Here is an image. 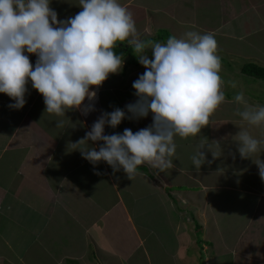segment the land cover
Listing matches in <instances>:
<instances>
[{
    "label": "crops",
    "instance_id": "crops-1",
    "mask_svg": "<svg viewBox=\"0 0 264 264\" xmlns=\"http://www.w3.org/2000/svg\"><path fill=\"white\" fill-rule=\"evenodd\" d=\"M118 2L133 13L139 38L146 42L166 43L187 31L214 33L226 102L197 137L175 138L173 169L143 164L130 179L104 161L93 165L71 146L102 112L136 101L132 84L145 68L130 57L129 45L118 43L125 52L123 67L91 89L97 96L84 104H93L95 111L87 115L82 110L65 116L46 112L31 82L20 109L10 108L15 101L0 93V264H86L88 228L99 226L104 234L98 237L106 244L119 238L121 224L129 227L125 236L133 234L132 244L123 235V241L100 251L116 253L118 264H264V181L253 163L264 161V145L242 159L235 137L246 129L264 140V125H248L235 114L242 105L234 102L242 91L249 104L264 106V78L243 70L249 63L264 67V0ZM50 7L61 21L82 10L79 0H50ZM146 51L151 59V50ZM25 54L34 66L36 55ZM57 121L64 126L56 127ZM152 122L151 113L124 119L116 128L106 125L104 134H122L126 128L135 133ZM88 143L99 150L103 142ZM199 145L206 146V162L197 169L191 157ZM122 245L132 247L126 256L118 252ZM140 250L143 257L136 259Z\"/></svg>",
    "mask_w": 264,
    "mask_h": 264
},
{
    "label": "clouds",
    "instance_id": "clouds-1",
    "mask_svg": "<svg viewBox=\"0 0 264 264\" xmlns=\"http://www.w3.org/2000/svg\"><path fill=\"white\" fill-rule=\"evenodd\" d=\"M79 6L81 11L61 21L50 0H0V93L15 101L10 108L20 109L31 82L43 96L46 112L65 116L69 110H82L87 115L95 111L93 104H84L97 96L91 89L121 71L124 58L114 48L118 41H127L145 68L132 84L136 101L125 109L102 112L85 137L71 146L93 165L104 161L114 172L122 168L130 179L143 164L160 171L173 169L175 138L197 137L226 102L214 33L187 31L179 38L170 36L166 43H151L139 38L133 13L118 0H79ZM146 50H151V59ZM25 53L36 55L34 66ZM229 84L237 87L235 81ZM234 102L242 105L235 114L248 125H264V106L249 104L242 91ZM149 113L153 122L146 128L104 134L106 125L116 128L124 119ZM63 126V121L56 122V127ZM235 137L242 159L251 158L264 145L246 129ZM89 141L103 143L97 150L88 146ZM205 147L199 145L191 157L197 169L206 162ZM253 163L264 181V161Z\"/></svg>",
    "mask_w": 264,
    "mask_h": 264
},
{
    "label": "rangeland",
    "instance_id": "rangeland-1",
    "mask_svg": "<svg viewBox=\"0 0 264 264\" xmlns=\"http://www.w3.org/2000/svg\"><path fill=\"white\" fill-rule=\"evenodd\" d=\"M118 43H119V45L120 44H124V45H126L127 43H124V42H120V41H118ZM130 57H132V58H136L137 59V57L133 54V52H132V54L130 55ZM181 157H183V154L181 153ZM111 169H112V167H111ZM113 170V169H112ZM107 190H106V188H105V193H107L106 192ZM147 203H145V205H146ZM77 210V209H76ZM106 220V217H104L103 218V220ZM103 223V222H102ZM118 227V226H117ZM118 228H120V232H119V238H113V239H111V240H108L107 241V243L106 244H104V238H102V237H98V235L99 236H102L103 234H104V231L102 232L101 230H100V228H99V226H96V225H92V227H89L88 228V231H87V233L85 234L86 235V239H84V238H82V239H84V241L86 242V244H87V248H85V250H86V253L84 254V258H83V261H85V262H87L86 264H88V263H90V262H92V261H94V260H98V261H103V262H105V263H107V264H118V257H116V253H113V254H107L106 255V253H102V252H100L101 250H103V249H106L107 250V248H106V246L107 245H110V244H114L113 246H115V244L116 243H120L121 241H123L124 240V236L126 235V234H128V233H126V232H128L129 231V227L128 226H126V225H123V224H121L120 225V227H118ZM6 230V229H5ZM160 231V230H159ZM101 234V235H100ZM131 234V233H130ZM164 234H165V237L167 238L168 237V235H169V231H167V230H164ZM71 232H69V237H70V239L72 238L71 236ZM124 235V236H123ZM226 235V234H225ZM69 237H66V242L69 240ZM133 237V234L132 235H129V236H125V239L127 238L128 240V243L131 245L132 244V242H131V238ZM199 237H201V235L199 234ZM62 239L63 240H65V238L64 237H62ZM79 240V239H78ZM79 242V241H78ZM127 243V244H128ZM80 243H77L76 244V246L77 245H79ZM95 245H98L99 246V248H96L95 247ZM132 248V247H131ZM131 248L128 246V245H122V246H120L119 248H118V252L119 253H121V255H127L128 253H129V251L131 250ZM110 253H112V252H110ZM202 253H203V256H204V258H205V251H202ZM107 257H106V256ZM109 257L110 258H112L111 259V261L108 263L107 261H106V258L107 259H109ZM141 257H143V255H142V251L140 250L139 252H138V256H137V258L136 259H140ZM73 259V258H72ZM71 259V260H72ZM156 259V258H155ZM70 260V261H71ZM153 260H154V258H153ZM152 260V261H153ZM70 261H69V263H70ZM203 261V260H202ZM41 261L39 260V263H40ZM119 263H121L120 261H119Z\"/></svg>",
    "mask_w": 264,
    "mask_h": 264
},
{
    "label": "trees",
    "instance_id": "trees-1",
    "mask_svg": "<svg viewBox=\"0 0 264 264\" xmlns=\"http://www.w3.org/2000/svg\"><path fill=\"white\" fill-rule=\"evenodd\" d=\"M114 51L118 53L119 55H123L125 53L124 49H121V47L118 45V42H117L116 47L114 48ZM243 70L247 71L248 73L254 74L258 77L264 78V67L253 65V64L251 65L249 63L243 67ZM198 232H200V229Z\"/></svg>",
    "mask_w": 264,
    "mask_h": 264
}]
</instances>
